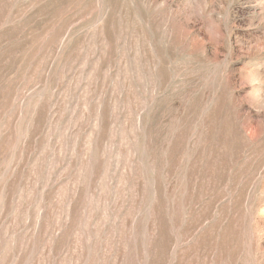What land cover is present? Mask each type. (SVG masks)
<instances>
[{"label":"rangeland","instance_id":"obj_1","mask_svg":"<svg viewBox=\"0 0 264 264\" xmlns=\"http://www.w3.org/2000/svg\"><path fill=\"white\" fill-rule=\"evenodd\" d=\"M0 264H264V0H0Z\"/></svg>","mask_w":264,"mask_h":264}]
</instances>
